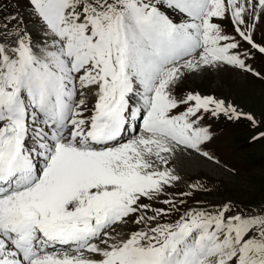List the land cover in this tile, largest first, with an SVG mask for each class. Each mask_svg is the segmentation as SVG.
Wrapping results in <instances>:
<instances>
[{
	"label": "snow or ice",
	"instance_id": "6c2138e0",
	"mask_svg": "<svg viewBox=\"0 0 264 264\" xmlns=\"http://www.w3.org/2000/svg\"><path fill=\"white\" fill-rule=\"evenodd\" d=\"M19 7L0 0V264H264V200L200 198L239 175L207 121H264L186 87L264 81V0Z\"/></svg>",
	"mask_w": 264,
	"mask_h": 264
},
{
	"label": "rangeland",
	"instance_id": "374dc122",
	"mask_svg": "<svg viewBox=\"0 0 264 264\" xmlns=\"http://www.w3.org/2000/svg\"><path fill=\"white\" fill-rule=\"evenodd\" d=\"M19 4L18 10L23 12L25 0H19ZM253 66L260 68L261 64L257 61ZM186 87L224 98L264 121V81L251 75L246 76L236 70H229V73L212 72L190 81ZM207 122L212 124L215 133V139L208 147L223 164L238 169L239 175L229 179L217 169L212 174L217 190L200 198L213 203L225 198L246 204L264 200V140L252 141L256 131L264 130V124L254 130L247 120L231 122L222 116L219 120Z\"/></svg>",
	"mask_w": 264,
	"mask_h": 264
},
{
	"label": "bare ground",
	"instance_id": "6f19581e",
	"mask_svg": "<svg viewBox=\"0 0 264 264\" xmlns=\"http://www.w3.org/2000/svg\"><path fill=\"white\" fill-rule=\"evenodd\" d=\"M232 71V70H231ZM226 73H229V71H227Z\"/></svg>",
	"mask_w": 264,
	"mask_h": 264
}]
</instances>
